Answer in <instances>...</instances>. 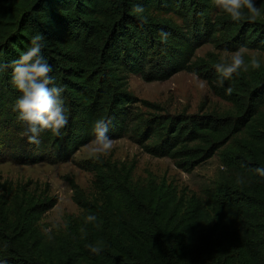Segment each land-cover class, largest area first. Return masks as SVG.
I'll list each match as a JSON object with an SVG mask.
<instances>
[{
  "label": "trees",
  "instance_id": "1",
  "mask_svg": "<svg viewBox=\"0 0 264 264\" xmlns=\"http://www.w3.org/2000/svg\"><path fill=\"white\" fill-rule=\"evenodd\" d=\"M244 11L237 22L214 0H0V59H18L41 34L69 115L61 135L44 130L39 144L28 143L13 111L20 93L11 69L0 73V157L18 165L69 161L92 141L93 122L111 118L112 141L130 138L187 174L221 151L222 165L245 181L217 187L208 217L199 198L179 195L165 180L134 186L133 163L83 162L92 194L67 178L80 215L66 218L64 237L50 246L38 228L58 202L48 186L0 178V249L7 245L0 257L7 264H264L255 215L264 217V178L253 172L264 167V69L240 71L220 87L214 65L222 60L196 56L204 45L264 53V18ZM181 72L206 82L231 110L171 115L141 102L152 112H133L140 101L127 89L130 77L164 82Z\"/></svg>",
  "mask_w": 264,
  "mask_h": 264
},
{
  "label": "rangeland",
  "instance_id": "2",
  "mask_svg": "<svg viewBox=\"0 0 264 264\" xmlns=\"http://www.w3.org/2000/svg\"><path fill=\"white\" fill-rule=\"evenodd\" d=\"M256 6L264 9V0H256ZM264 18V15L258 16ZM245 59L256 57L261 61L264 69V53L258 51L241 50ZM207 54H214L219 59H226L233 53L215 52L210 45L202 46L197 52L198 58ZM204 83V87H201ZM127 89L139 104L133 106V112L144 117L151 113L150 106H156L164 113L171 115L186 113L219 114L231 110V106L217 98L207 86L206 82L193 74L181 72L164 82H146L141 76H132L128 80ZM112 148L106 155H97L91 151V142L77 149L69 161L53 162L42 157L37 163L18 165L8 157H0V178L14 186L31 185L43 190L48 186L49 194L57 199V205L47 212L38 223L39 230L44 234L47 245H57L65 234V220L67 217L77 219L80 211L72 201V193L67 178L73 179L87 195L92 194L91 182L93 175L80 169V165L87 161H112L117 163H133L135 169L132 182L136 187H143L152 179L156 182L165 180L171 184L177 193L183 197L192 196L200 199L204 208L209 196L221 184L243 183V177L222 165L218 152L212 159L187 174L178 170L167 158H154L145 154L130 138L112 141ZM208 214V210L205 208ZM259 228L264 230V217L256 214Z\"/></svg>",
  "mask_w": 264,
  "mask_h": 264
},
{
  "label": "clouds",
  "instance_id": "3",
  "mask_svg": "<svg viewBox=\"0 0 264 264\" xmlns=\"http://www.w3.org/2000/svg\"><path fill=\"white\" fill-rule=\"evenodd\" d=\"M214 3L237 22L244 18V10H247L250 19L264 15V9L256 6V0H214ZM135 11L141 13L143 9L137 7ZM162 37L166 40L167 34L163 33ZM45 46L44 37L37 34L32 37L30 46L18 59L10 62L0 59V73L11 69V84L20 93L13 111L17 113L18 120L24 123L23 136L30 144H39L40 135L44 130L56 136L61 135L69 123L68 110L63 98L65 87L57 84L55 77L49 75L53 69L43 54ZM2 56L3 53H0V57ZM261 66L260 59L250 57L246 60L240 50L214 65L219 74L220 87H223L224 81L230 80L234 74L258 70ZM200 86L205 85L201 83ZM227 92L230 93L231 88H228ZM111 125V118H99L93 122L91 128L93 153L106 155L112 148V139L109 136ZM253 172L257 177L264 178V167L258 166ZM88 219L92 220L93 217L89 216ZM6 248L7 245H4L3 249ZM0 264H7L6 258L0 257Z\"/></svg>",
  "mask_w": 264,
  "mask_h": 264
}]
</instances>
